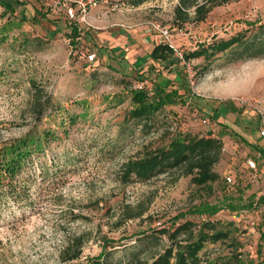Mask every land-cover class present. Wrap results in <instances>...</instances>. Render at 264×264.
Returning <instances> with one entry per match:
<instances>
[{
  "label": "rangeland",
  "instance_id": "374dc122",
  "mask_svg": "<svg viewBox=\"0 0 264 264\" xmlns=\"http://www.w3.org/2000/svg\"><path fill=\"white\" fill-rule=\"evenodd\" d=\"M39 1L35 12L18 9L26 0H13V11L0 4V147L20 137L55 135L42 141L44 153L27 162L23 179L31 186L28 202L18 206L9 199L0 212V264H84L103 251V264L152 261L170 245L164 229L208 218L228 237L208 242L204 257L236 251L264 264V204L223 208L212 216L189 211L227 198L242 205L264 196V158L253 147L264 144L259 142L264 129V58L220 59L198 79L194 67L204 63L203 58L164 70L158 81L170 87L187 79L200 99L182 89L186 102L166 106L152 129L138 126L130 134L131 128L124 129L132 107L129 87L142 81L108 68L95 37L72 43L66 34L70 26L94 28L109 48L106 36L115 31L121 44L128 46L132 39L143 54L153 42L169 41L181 58L201 42L228 38L247 29V22L264 19V0H229L214 7L205 20H190L182 27L173 21L179 0H146L139 6L121 0L119 10L94 9L87 20L69 17L67 8L75 6L74 1ZM81 46L96 51L98 62H87L78 53ZM122 49L119 57L128 53ZM135 75L143 76L139 71ZM145 83L151 88V82ZM215 133L224 142L214 168L216 181L198 185L191 175L176 172L144 182L120 178L124 162L147 147L165 145L177 134ZM77 250L78 258L64 260Z\"/></svg>",
  "mask_w": 264,
  "mask_h": 264
},
{
  "label": "trees",
  "instance_id": "16d2710c",
  "mask_svg": "<svg viewBox=\"0 0 264 264\" xmlns=\"http://www.w3.org/2000/svg\"><path fill=\"white\" fill-rule=\"evenodd\" d=\"M146 0H130V2L139 6ZM229 0H179L174 9V24L182 27L187 21H203L208 13L216 6L224 4ZM0 4L5 11H13V0H0ZM249 27L236 34L226 37H214L210 42H201L195 50L182 52V57L177 58V48L167 41H161L154 45L151 52L136 59L132 64L122 65L119 62L108 64V68L120 71L124 77L139 78L143 83L141 85L131 84L129 93L132 100V107L127 111L124 119V129L133 133L134 129L141 126L144 130H150L153 126L155 117L166 106L174 105L179 102L187 101L184 95L189 94L192 98L200 97L192 92L190 82L182 80L180 86H166L158 81V77L164 70L172 71L175 64L186 63L197 58H203L204 63L196 65L195 77L206 74L211 66L220 59L230 62L246 60L253 58H264V19L247 22ZM72 43H79V38L93 39L91 30L84 31L79 26H70L66 30ZM95 44V43H94ZM98 45V42L96 41ZM82 47V48H81ZM78 53L86 50L81 46ZM95 47H97L95 45ZM117 63L118 65H115ZM139 71L143 76H136ZM135 80V79H134ZM152 83L151 88L145 83ZM37 87V86H36ZM38 89V88H37ZM184 89L185 93L181 90ZM40 100L36 96V104ZM227 104L226 107H230ZM40 107L38 112H42ZM217 109V108H215ZM71 120L70 122H72ZM55 136L47 132L44 139L38 137H20L6 142L0 147V212L11 199L18 206L23 205L30 199L29 180L23 179L24 170L27 162L32 161L35 155L45 152L42 141L50 140ZM264 140L263 138L259 140ZM253 147L264 158V144L254 143ZM224 149V142L221 137L213 135H192L177 134L171 141L165 145L156 147H147L146 151L140 156H135L124 162L121 168L120 178L125 183L135 181H148L162 173H174L178 176H192L194 183L206 185L216 181L219 173L215 171V165L220 161ZM34 164V162H32ZM264 204V196L258 200L244 203L242 205L227 198L222 204H207L205 206H195L189 211L193 214L209 216L217 214L221 209L228 208L235 211L245 207L258 206ZM184 214L176 217V220ZM174 228H166L163 234H166L170 245L152 259V261H143L138 258L131 264H258L253 259L244 258L241 252H232L231 255L216 257H204L201 252L205 249L208 242H218L228 237V232L219 228L217 223L211 219H206L201 224L192 221L184 223H173ZM112 243V242H107ZM79 247V246H78ZM79 249V248H78ZM78 251V250H77ZM80 251L73 252L64 260L76 259L80 256ZM107 252H101L99 255L88 259L84 264H103V259Z\"/></svg>",
  "mask_w": 264,
  "mask_h": 264
},
{
  "label": "crops",
  "instance_id": "0c3cea01",
  "mask_svg": "<svg viewBox=\"0 0 264 264\" xmlns=\"http://www.w3.org/2000/svg\"><path fill=\"white\" fill-rule=\"evenodd\" d=\"M23 1V0H21ZM39 0H26V3H21L20 7H18V9H26V12H28L29 10L32 9L33 12H35L36 9L40 8L41 3H39ZM50 3V1H49ZM15 7L17 8V6L15 5ZM102 8V7H100ZM98 9V8H97ZM55 18H59L60 20H65V18L67 17H62V16H55ZM50 27H53V24L50 23ZM82 28V27H80ZM92 33V37H95V39L97 40L98 44H99V48L97 47V49L99 50L100 54L103 56V59L106 60V64H111L113 62H119L122 65H126V64H132L135 60H133L134 58H139L141 56L147 55L151 52V50L153 49L154 45L157 43H160V41L158 42H153L152 44H150L149 48H147V51L145 52V54H143L142 51L143 49H139L140 45L139 44H134L133 40L131 39V41L129 42V45L126 46L125 44H121L123 43L121 41V39L119 37H115L113 34H115V31H112L110 33L109 36L107 37V41L110 40V46L108 48L107 45L103 44V36H100V33H98V31H96L94 28H87L84 29V31H90ZM83 37L79 38L80 40H82ZM118 40L120 41L118 43ZM114 41H117L116 43H113ZM140 41V40H139ZM136 46H139V48H137ZM122 48H125V50L128 51L127 55H125V57H119V55H121V51L123 50ZM96 50V49H94ZM120 52V53H119ZM132 55V56H130ZM124 56V55H122ZM131 58V59H130ZM133 58V59H132ZM122 59H126V60H122ZM105 62V61H104ZM213 136H218V134H212Z\"/></svg>",
  "mask_w": 264,
  "mask_h": 264
},
{
  "label": "built area",
  "instance_id": "2783aa9c",
  "mask_svg": "<svg viewBox=\"0 0 264 264\" xmlns=\"http://www.w3.org/2000/svg\"><path fill=\"white\" fill-rule=\"evenodd\" d=\"M70 1V0H66ZM74 1L76 4L69 5L67 8V13L71 19H77L82 18V20H87L89 13L97 8L103 7L106 8L109 11H115L119 10L120 8V2L121 0H71ZM167 33V31H165ZM169 42V41H167ZM171 45H173L171 42H169ZM174 46V45H173ZM80 55L83 56L87 62L95 63L98 62L99 57L96 51H92L90 49L83 50L80 52ZM204 123H209V118H204L202 120ZM263 135H264V129H263ZM251 165L254 167L255 163L251 162ZM233 175L227 176V180L229 183H233Z\"/></svg>",
  "mask_w": 264,
  "mask_h": 264
}]
</instances>
